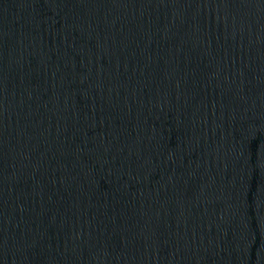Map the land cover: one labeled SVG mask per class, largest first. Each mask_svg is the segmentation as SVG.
<instances>
[{
    "label": "water",
    "instance_id": "1",
    "mask_svg": "<svg viewBox=\"0 0 264 264\" xmlns=\"http://www.w3.org/2000/svg\"><path fill=\"white\" fill-rule=\"evenodd\" d=\"M0 264H264V0H0Z\"/></svg>",
    "mask_w": 264,
    "mask_h": 264
}]
</instances>
